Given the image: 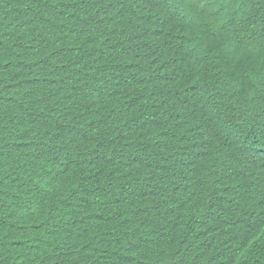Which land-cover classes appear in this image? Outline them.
<instances>
[{"label":"trees","instance_id":"16d2710c","mask_svg":"<svg viewBox=\"0 0 264 264\" xmlns=\"http://www.w3.org/2000/svg\"><path fill=\"white\" fill-rule=\"evenodd\" d=\"M0 264H264V0H0Z\"/></svg>","mask_w":264,"mask_h":264}]
</instances>
